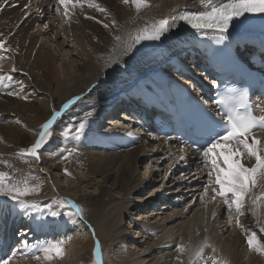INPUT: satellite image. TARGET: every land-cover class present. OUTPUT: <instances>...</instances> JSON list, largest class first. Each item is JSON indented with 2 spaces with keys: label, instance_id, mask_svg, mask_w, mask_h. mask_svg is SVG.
Instances as JSON below:
<instances>
[{
  "label": "bare ground",
  "instance_id": "1",
  "mask_svg": "<svg viewBox=\"0 0 264 264\" xmlns=\"http://www.w3.org/2000/svg\"><path fill=\"white\" fill-rule=\"evenodd\" d=\"M24 2L26 0H7V2L0 0V41L5 42V47L9 49L5 53L11 58L7 66L0 61V75H2L1 72L5 76L12 72L18 74L17 77L25 81L26 92L33 88L38 95L42 94L43 90L41 87L39 90L32 75L33 71H38L47 80L53 81L58 90H61L59 94L47 93V99L50 102L47 108L48 115L36 129L34 128L35 135L32 143L37 139L41 125L51 118L52 113L60 112L64 104L76 97L80 99L64 110L53 125L59 130L69 122L85 118L86 112L91 111L92 116L95 113H103L105 108L119 100L118 96L121 94L132 92L138 94L140 91L144 95L150 93L155 97L159 87L153 72H166L168 69L163 66L180 61L179 57L192 48L187 37H182L173 29L159 41H143L127 54L122 55V49L117 50V41L114 36L120 35L127 40L129 33L150 26L155 20H171L181 11H204L199 0H147L149 7L143 8L139 13L131 3L125 4L123 0H96L107 9L106 13H102L95 8L87 7L84 0L85 6H77L66 21L67 26L72 30V33L67 36L60 26H53L51 18L48 21L47 13L50 9L52 10V0H47L46 3L36 2V12L41 18L37 25L36 17L23 8ZM218 2L224 3L227 0H218ZM86 16L92 19H86ZM113 20L117 22L118 27H113ZM33 25L38 27L47 25V32L42 33L34 29ZM15 30L17 35L14 33ZM245 35L249 36L248 33ZM243 36L240 37L243 38ZM58 40L82 61L78 64L79 67L74 69L76 75H72L69 70L62 67V79L58 78L60 70L59 66L55 67L58 62L55 59L60 56H54L52 52V46L57 44ZM114 57H117L116 61L109 64ZM13 68L15 71H12ZM171 77H174L173 74ZM5 88L4 83L0 84V92L7 91ZM2 94L3 96L0 94V116L2 112H10V115L16 119L11 121L10 125L13 124L11 127L4 123L0 124V172L14 175L18 180L25 176L38 177L37 180L30 181V184H40L39 193L25 198L28 200L33 197L34 202L48 206V202L43 200L56 199L51 194L60 181L56 175H49L47 178L51 186L49 190V187L44 186L34 172L32 164L35 160L28 158V162H25L16 157V153L27 146L24 131L29 128L27 129L26 125L29 123L31 127H34V124H31L35 110L34 104H25L18 99L12 100L7 96L4 97V92ZM32 97L29 96V98ZM19 110L23 111V115L18 114ZM103 117L104 120L110 119L112 115ZM118 118L113 121H118ZM103 124L104 121H102ZM89 125L88 120L84 134V141L88 144L79 141L80 147L73 145L77 149V153L73 154L76 160L75 166L77 165V168L88 178L80 185L84 191H91L85 197H78L75 202L83 207V219L80 220L73 215L71 220L63 216L61 220L55 221L53 217L37 213L25 216L18 208H12L11 201L0 197V234L8 230L14 236L19 229L23 230L24 226L28 225L27 228L32 229L29 234H35V238L46 235L44 240H52L64 234L66 230L78 233L80 229L85 232L87 239L93 242L92 230H97L114 243L115 256L118 257L117 264H191L195 250L205 242L207 247L204 249V259L199 264H205V261L211 264L208 257L224 264H264V256L250 251L246 243L247 235L252 232H255L257 238L264 243V233L260 231V226L264 225V212H261L257 218L246 206L245 215L240 217L242 230L236 226L235 215L231 217L232 219L229 218L222 200L219 197L216 200L211 199L213 196L211 191L208 192L205 201L201 202L200 196L204 193V185L207 183L208 169L201 168L198 173L191 176L185 174L176 177L175 165L180 160V155L177 154V160L172 162L169 160L173 158L172 153H169V159L159 158L158 155L153 154L154 148H148L142 140L131 135L130 126L110 128L105 126L100 130L98 127L91 129ZM20 126L22 129L18 128ZM54 133L53 131L52 137L41 150L40 162L45 166L48 164L53 171L65 172L70 163L69 160L62 159L63 152L60 147L65 141L58 138V132L56 135ZM90 144H96L99 151H103H97ZM148 158L156 166L155 171L146 170L143 176L137 177L135 174L137 164H144ZM166 160L170 163L165 166ZM157 161H160L158 165L154 163ZM4 162L12 167H5ZM246 163L251 165L253 161H246ZM163 166H165L164 176V171L161 173L157 171ZM196 174L198 176H195ZM102 176L105 178L103 182L105 184L108 182L111 186L94 182L93 177ZM169 185L174 188L171 189ZM146 190L147 192L142 194ZM49 191L51 194H48ZM254 192L259 195L261 189L256 188ZM165 193L168 195L164 202H160L158 208H153L154 200L151 198L156 194L165 196ZM130 198L132 200L127 203ZM117 200L119 203L115 202ZM123 214L128 216L124 223L127 224V228L118 225ZM35 216L39 217L36 221ZM222 216L224 224L228 226L226 231H221V226L218 225ZM227 218L233 223L226 221ZM40 223H44L45 227L38 228L37 225ZM231 224L234 225L231 227ZM75 235L78 236V234ZM35 238L32 237V241ZM122 246H126L127 250L121 253ZM177 246H183L185 251L178 252ZM92 247H95V242ZM30 262L36 263L30 260L21 264Z\"/></svg>",
  "mask_w": 264,
  "mask_h": 264
},
{
  "label": "snow or ice",
  "instance_id": "2",
  "mask_svg": "<svg viewBox=\"0 0 264 264\" xmlns=\"http://www.w3.org/2000/svg\"><path fill=\"white\" fill-rule=\"evenodd\" d=\"M7 2V0H5ZM123 3L129 4L139 13L143 8L149 7L147 0H123ZM59 6L64 7V16L67 20L72 11L77 7H84V0H57ZM200 6L204 11L199 12H180L171 20L158 19L150 26L138 29L133 33H129L127 40L123 36H114L117 41V50H121V54H127L133 47L143 41H159L161 37L176 29L180 22L190 26L197 34L201 36H209L215 38L217 43H222L227 38L233 21L240 20L245 15L264 14V0H227V3H220L218 0H199ZM86 6L95 8L96 10L106 13L107 9L102 7L96 0H86ZM92 19V17H85ZM113 27H118L115 20L112 21ZM47 27V25H45ZM108 27V25H105ZM0 51L7 52L9 49L5 47V42L0 41ZM7 57L0 55V61ZM117 57L109 61L114 63ZM15 71V68L12 69ZM11 81V75H0V84L5 80ZM22 87V85H21ZM8 96H19L17 92L9 91ZM27 99V97H20ZM79 97L74 98L63 105L60 112L54 111L51 118L41 125L35 142L28 148H21L16 157L28 162V158L40 162L41 150L48 143L53 135V125L61 116L62 112L68 109ZM217 106L218 120H208V126L198 140H193L188 147L201 158L198 167L208 169L207 183L204 185V193L201 194L200 200L203 203L208 192L211 191L212 200L217 197L222 200L227 209L229 217H236V226L243 230L240 217L245 215L246 206L254 217H259L264 212V115L257 116L254 113L253 106L249 102V96L246 91L230 90V93L223 95L214 101ZM91 111L85 113V118L75 125H69L62 132L65 139H74L79 141L85 134L88 117H91ZM260 134V136L257 135ZM165 139H172L166 136ZM183 143V142H182ZM192 145H195L193 148ZM66 155L62 159L67 160L76 149H61ZM180 160L184 161L185 157L180 156ZM246 161H253L251 165ZM4 166L11 168L12 165L4 162ZM65 174H69L65 169ZM35 176H25L23 179H16L14 175L7 172H0V197L7 198L12 202L13 209H19L25 216L33 213L47 215L49 217H59L62 213L58 209H71L72 212H65L71 220L74 215L82 220L84 210L78 204L66 199H56L54 201L56 207L51 205L45 210L38 202L25 199L30 195L39 193L40 184H30V181L37 180ZM256 188L261 189V194H255ZM215 216V213H213ZM74 222V221H73ZM259 224V219H258ZM38 228L45 227L44 223L37 225ZM260 231L264 233V225L260 226ZM93 237H95V232ZM71 239V237H68ZM65 240H44L37 241L32 244L24 237L20 241V249H14L11 255L0 258V264H10L16 259L17 251L23 258H30L37 264H51L53 259H61L64 252ZM246 243L250 251H254L258 255L264 256V243H262L255 232L249 233ZM207 247L205 242L198 247L192 258L191 264H199L204 259V249ZM178 252L183 253L185 248L177 246ZM215 251V249H213ZM211 264H224L218 262L212 257H208ZM93 264H103L101 247L99 241H96L93 250ZM207 264V261H205Z\"/></svg>",
  "mask_w": 264,
  "mask_h": 264
},
{
  "label": "rangeland",
  "instance_id": "3",
  "mask_svg": "<svg viewBox=\"0 0 264 264\" xmlns=\"http://www.w3.org/2000/svg\"><path fill=\"white\" fill-rule=\"evenodd\" d=\"M40 1H41L40 3H45L46 2V0H40ZM52 2H53L52 10L50 9L49 12L46 11L48 13H50V11H51L50 14L47 13L48 21H50L49 19L51 18L52 19L51 23L53 22L52 23L53 26L54 27L55 26L56 27L60 26L61 30H64L65 34L68 36L69 34L72 33V30L67 26V22H66L67 20L65 19V16H64V7L63 6H59L57 4V0H52ZM23 8H26L28 10V12L30 11L32 13L33 17H36L35 19L38 21L36 23V25L39 23V21H41L39 13L36 12V9H37V4L36 3L33 4V3L29 2L28 0H26V2L23 3ZM36 25L35 26L33 25L34 29H38L42 33H46L47 32L45 25H43L41 27H38ZM58 30H60V29H58ZM14 33H15V35H17V31L16 30L14 31ZM69 50L70 49H68L66 46L62 45V42L60 40H58L57 44L52 46V52H53L54 56H58V57L60 56L58 59H55L56 62L58 61L57 64L55 65V67L59 66L60 72L58 74V78L60 77V79H62V76H63L62 75L63 74L62 67H65L67 70H69L70 73H72V75H76V73L74 72L75 71L74 69L78 68L79 67L78 64H80L82 62L77 55H74L75 54L74 52H69ZM0 55L7 57L3 61H1L2 62L1 64L7 66L8 63H10L11 58L8 56L7 53H5L3 51H0ZM6 72L8 73V71H6ZM10 72H9V74H10ZM1 74L3 75L2 72H1ZM10 75L13 77V79L11 81H8L6 79L3 82L5 84V86H6L5 89H7V91L2 90L0 92V94L3 96L2 93L4 92V95H5L4 97L7 96L9 99H12V100H14V99L17 100L18 99V100H21V102L25 103V104L33 103L34 104V108L36 110V112L34 110V113H33L34 114L33 123H31V124H34V127L33 126L31 127V125L28 123L26 126H27V129L29 128V130L24 131V133H25L24 136H26L24 139H27V142H26L27 146L25 148H28V147H30V145L33 144L32 143V138L35 135L34 134L35 133V129L37 128L38 124L41 121H43L46 118V116L48 115L47 114V108H48L50 102L47 99V97H48L47 93L48 94H55L54 92H56V93L59 94V92L61 90L60 89L58 90V88L56 87L54 82L51 81V80H47L46 77L43 76L42 73H40L38 71H33V73H32L33 80H35V83H37V87L38 88L41 87V89L43 90L42 91L43 93L37 95V91L35 89H33V88L31 90H29L28 93H27L26 89H25V86H24L25 85V83H24L25 81H23V78L22 79H21V77L18 78L17 77L18 74L14 73V72H12ZM26 75L28 76V73H26ZM26 75L24 77H26ZM21 85H22V87H21ZM23 89H25V90H23ZM39 90H40V88H39ZM9 91H11V92H17L18 91L17 93H19V96H8V95H6V93H8ZM29 96L30 97L33 96V97L29 98ZM20 97H27V99H22ZM10 114H11L10 112H2V115L0 116V124L1 125L3 123H4V125H9L10 127H11V125H13V124L10 125V123H11V121H13L16 118L13 117ZM18 114L19 115H21V114L23 115V111L19 110ZM6 115H8V117ZM100 116H101L100 114L95 113L94 116L88 117V120L90 122L89 127L91 129L94 128V127H98V128L100 127V123L97 124L98 121H99V117ZM118 119H119V121H122L123 124H125V121H128V119L125 120V118H123V116L121 117V119L120 118H118ZM79 122L80 121H78V120H75L73 122H69V123L65 124L62 127V129H60V130L56 126H53V128H54L53 131L55 132L54 135H56L57 132H58V138L65 141L64 144L61 145V147H60L61 149L75 148V146H73V145H76L77 147H80V142L79 141H81V142H83L85 144H88V142L84 141V136L85 135L79 141H76V140L71 139V138L65 139L62 136V132L65 130L66 127H68L69 125L75 126ZM92 122H93V124H92ZM123 124H121V122H118L117 126H122ZM14 126L16 127L17 125H14ZM101 126H102V124H101ZM18 128H21V126L18 127ZM108 128H110V126H108ZM90 145H92L97 151L100 150L97 147L96 144H90ZM76 151H77V149H76ZM76 151L73 154H76L77 153ZM101 151H103V150H101ZM101 151H99V152H101ZM166 152H167V150H165L163 148H160V147L157 150L153 149V154L158 155L159 158H162V159H165V158L169 159L170 158V157L168 158L169 153H166ZM73 154L71 156H69L68 159H67V160L70 161L69 165L66 167L67 172L69 174H65V172H63V171L62 172L53 171L52 168L48 167V164H47V166H45L42 162L37 163V162L34 161V164H32V166L34 168V172H36V174L42 180V183L44 184V186H46L47 188L49 187V190H51V186L49 185V182L47 180L49 175H53V174L56 175V177L58 178V181H60V183L56 184L57 188H55V191H53L52 194H51V191H49L48 194H51L52 197L55 196L56 199H66V200H70V201H73V202H77L76 199L78 197H85L87 194L89 195L91 191H88V192L84 191V188L82 187V185H80L81 182H85L88 178L86 177L87 175H85L82 171H80L79 168H77V165L75 166L76 160L73 157ZM64 155H66V153L63 152L62 156H64ZM70 158H73V159L71 160ZM45 160H46V158H45ZM169 160H170V162H172L173 159L171 158ZM170 162L166 160L164 162L165 166L168 165ZM154 163H157L156 165H158V163H160V161H157V162H154ZM165 166H163L162 168H158L157 167L158 168L157 171L159 173H161V171L165 170ZM35 168H36V170H35ZM155 169H156V166L151 162V159L148 158V160L145 161L144 164H142V165L141 164L140 165L137 164V170H136L135 174H136L137 177H141V176H143V174L146 173V170L147 171L148 170L155 171ZM164 175H165V171H164L163 176ZM144 178H145V176H144ZM104 179L105 178H103V176L102 177H93V180H94L95 183L103 184L105 186L106 185L107 186H111V184L108 183V182L105 184L103 182ZM169 186H171V185H169ZM176 187L177 186H175V188ZM170 188L172 189L174 187L171 186ZM146 192H147V190L143 191L142 194H144ZM179 193H181V191ZM167 195H168V193H165V197ZM48 198H50V196ZM56 199H54L52 201H45V200H43V201L44 202H48V204H47L48 206L51 205L53 208H55L56 205H55L54 201ZM28 200L29 201H31V200L33 201V197H32V199L28 198ZM131 200H132V198H130L127 203H129ZM115 202L119 203L118 200L115 201ZM41 204H44V203L41 202ZM40 206L42 208H44L45 210L48 207L46 205H40ZM80 207H82L81 204H80ZM58 210L61 211L62 214L59 217H55V219H54L55 221L61 220V217H63V216H65L66 219H69V216L68 215H64L63 213L72 212L73 211V210L67 209V208L58 209ZM37 214H39V213H37ZM127 217L128 216H125V214H123V216L121 218V221L118 223V225L119 226L123 225L124 228H127V224H124ZM36 218H38V217H36ZM222 221H223V224H222ZM224 223L225 222H224L223 217H222V219H220V222L218 224V225L221 226V229H220L221 231H226V229L228 227L227 224H224ZM233 225L234 224H231L230 226L232 227ZM27 227H29V226L25 225L23 230L22 229H19V230L22 231V234H24V237L27 236L26 237L27 240L28 239L30 240L32 237L35 238V234L34 235H33V233L29 234V232L32 229L31 228H27ZM94 232H95V237L92 236V239L94 238L93 242H95V243H96V241H99V244H100V247H101V255H102L103 264H117L118 257L115 256V252H116L115 248L116 247H115L114 243L111 241L110 238H108V237L105 238L97 230L94 231ZM65 233H66V236H65ZM75 234H78V236H76ZM45 236L46 235L41 236V237H36L35 240L32 241V239H31L30 241L28 240V242H30L32 244H35V243H37V241H43ZM68 237H71V239H68ZM77 237H79L78 240H77ZM61 239L65 240V243H64V246H63L64 247L63 257L61 259H53L52 260V264H93V249H94L92 247L93 242H91L90 239H87L85 232H83L80 229H78V233L77 232L74 233V232H70V231L66 230V231H64V234L59 235V236L55 237L52 240H61ZM126 248H127L126 246H122L121 247V253L123 251H126L127 250ZM18 253H19V251H17V254ZM244 259L247 260V257L244 256ZM30 260H32V259L23 258L21 256L20 258H16L12 262H10V264H21L24 261H30ZM27 264H32V263L30 262V263H27ZM34 264H37V262L34 263Z\"/></svg>",
  "mask_w": 264,
  "mask_h": 264
}]
</instances>
